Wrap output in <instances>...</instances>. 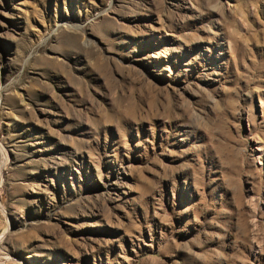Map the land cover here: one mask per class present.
<instances>
[{"label":"rangeland","instance_id":"obj_1","mask_svg":"<svg viewBox=\"0 0 264 264\" xmlns=\"http://www.w3.org/2000/svg\"><path fill=\"white\" fill-rule=\"evenodd\" d=\"M0 264H264V0H0Z\"/></svg>","mask_w":264,"mask_h":264}]
</instances>
